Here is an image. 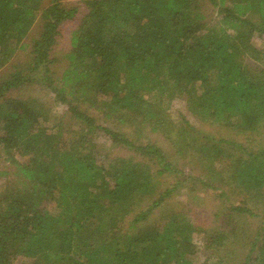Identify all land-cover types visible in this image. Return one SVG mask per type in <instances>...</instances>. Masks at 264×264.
<instances>
[{"label": "trees", "instance_id": "1", "mask_svg": "<svg viewBox=\"0 0 264 264\" xmlns=\"http://www.w3.org/2000/svg\"><path fill=\"white\" fill-rule=\"evenodd\" d=\"M45 1L0 0V70L40 21L27 60L0 77V161L13 167L0 190V264H264V148L200 135L167 115L180 96L204 122L259 133L264 50L252 39L264 35V0H206L210 18L203 0H79V18L77 5ZM74 21L55 78L53 50ZM34 85L66 111L50 116L45 102L12 95ZM90 109L136 132L174 131L176 153L202 168L203 190L240 194L229 201V224L199 227L171 208L182 170L156 142L98 125ZM101 135L140 160L101 158ZM172 175V186L157 187ZM255 218L253 228L244 222ZM196 233L206 256L197 263Z\"/></svg>", "mask_w": 264, "mask_h": 264}, {"label": "rangeland", "instance_id": "2", "mask_svg": "<svg viewBox=\"0 0 264 264\" xmlns=\"http://www.w3.org/2000/svg\"><path fill=\"white\" fill-rule=\"evenodd\" d=\"M47 1L48 0H46L45 3ZM62 1L63 4L68 7L77 5V7L80 9L78 18L81 16V14H84L86 12L84 5L79 2V0ZM202 5L207 18H210L211 15H213L212 9L207 4L206 0L202 1ZM75 23H77V21L70 22L64 25V27L62 28V35L58 39V42L54 47L53 57L56 59V61L53 65V72L55 78H59L66 68L67 61L65 57L67 55V52L70 50L69 31ZM39 30L40 21H37L30 30L29 35L24 39V43L27 47L25 49H19L16 52L12 61L9 62L6 67L0 70V77L10 72L14 65H19L27 60L28 56L26 55V53L29 51V45L31 43V40L37 36ZM252 43L255 45V47L264 50V35H255V37L252 39ZM245 61L250 65V67L257 66V62L251 58H246ZM262 64L264 67V60ZM12 95L35 97L38 100L45 102L46 106L50 109V116H58L66 111V106L56 103L54 101V95L51 93V91L41 86L34 85ZM167 108V115L169 116L168 122L172 121L175 125L180 126L184 123L189 122L190 126L197 130L198 133L201 132L210 134V136L214 139H234L237 142L245 144L252 149H257L259 147L264 148V126L260 129L259 133H254L249 138H247L248 135L246 134L235 135V132L233 130H230L225 126L219 125L218 123L212 124L209 122H204L205 120H203V118H197L196 116L192 115L187 109L186 100L183 97L178 96L173 98ZM90 115L94 116L98 125H103L104 123L105 125H109L112 128L119 127L121 131L124 130V133H126L127 137H130L135 142H156L167 152L170 159L177 164V168L179 170H182V174H180V180L185 181L183 182L184 187H178L174 191L170 199L167 200V204H169L171 208L184 211L186 217L188 215V217H190L189 219L199 227H212L220 229L222 226L224 227L225 225L229 224L226 220L227 214L229 213V211H227L228 207L230 206L229 201L232 204L237 205L241 200V198L239 197L240 194L235 193L234 196H222V191L218 188L203 190L199 179L200 176H204V174L201 173L202 168L196 166L194 158L190 155V153H176V150L173 148V142L175 140L178 141V137L174 131L172 133L165 132L164 130L163 132H157L152 131V128L148 125H142L140 126V129H138V133V131H135L133 125H117V123L113 121L116 120L114 119V117L108 119L107 121L110 120L109 122H104L102 120L103 115L99 112L92 111L91 109ZM49 124L52 125V122H49ZM70 127L72 129H76V125L74 123H72ZM192 133L197 132L192 131ZM201 133L199 134L201 135ZM99 142L101 148L100 150H103L104 153L101 158L110 160L116 157H123L125 159H132L133 162L140 160V158L132 156V153L129 150L113 145L111 143V140L109 141L104 135L100 136ZM182 146L184 145H181V147ZM11 170H13V167L9 164V162L7 163L4 161H0V173H2L0 175V190L3 188V185L8 176H10L9 172ZM174 181H176L175 176L172 175L171 177H166L165 179H161V182L157 184V187H160V189H162L166 186H172L174 184ZM222 189L227 190L228 188L225 187ZM54 208L55 207H53V205H48V209L50 212H54ZM154 214H156L155 216H158L157 211ZM259 219L260 218L250 219L248 220V222L244 221L243 219L242 220L247 223V226H249V228H253L254 226L259 225ZM201 239V233H196L193 236V241L198 246L197 253L192 257V260L196 263L199 261H203L206 257L203 251L199 248L202 244Z\"/></svg>", "mask_w": 264, "mask_h": 264}]
</instances>
